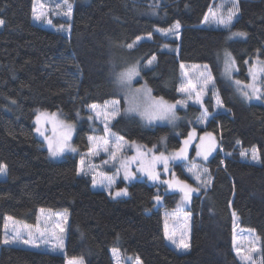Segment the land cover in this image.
Returning <instances> with one entry per match:
<instances>
[{"label":"trees","instance_id":"1","mask_svg":"<svg viewBox=\"0 0 264 264\" xmlns=\"http://www.w3.org/2000/svg\"><path fill=\"white\" fill-rule=\"evenodd\" d=\"M68 1L74 3L72 20L56 18L53 24L68 27L70 36L34 22L36 0H0V19L5 21L0 29V165H7L0 177V240L8 216L33 225L41 208L69 212L65 254L0 243V264H67L68 258L114 264L113 248L139 257L142 264H241L233 250L234 216L261 238L264 264V103H245L222 75L225 49L235 58L234 76L241 82L249 81L248 63L264 61V0H239L231 30L246 38L234 40L230 31L203 22L212 0ZM153 5H158L155 11ZM176 21L182 28L178 40L157 31ZM137 37L149 38L129 49ZM166 44L177 46L178 52L164 49ZM153 56L152 67H145ZM134 61L141 62L137 83L173 102L181 98V64L209 65L226 109L198 129L216 137L218 147L207 163L213 176L210 189L192 194L191 247L185 253L170 246L164 234L163 211L176 206L177 191L146 176L122 177L108 195L78 174L95 125L86 109L109 99H120L126 107L115 73ZM205 108L214 113L212 98ZM38 111H59L76 124V155L61 161L49 157L35 134ZM196 112L189 107L187 113L194 119ZM190 128L189 123L179 129L147 127L138 116L124 113L111 124L114 133L145 146L166 138L169 150L181 147ZM251 149L258 150L259 163L240 156ZM174 170L190 182L182 164ZM126 181L128 195L115 196ZM156 195L162 198L159 203Z\"/></svg>","mask_w":264,"mask_h":264},{"label":"snow or ice","instance_id":"2","mask_svg":"<svg viewBox=\"0 0 264 264\" xmlns=\"http://www.w3.org/2000/svg\"><path fill=\"white\" fill-rule=\"evenodd\" d=\"M239 0H232V8L228 10L227 15H223L220 11H213L209 8L208 13L205 14L203 18V22L205 24H215L218 27L222 26L225 29H230L232 26V22L234 17L239 12L238 6ZM64 5L67 8V11L63 13V15L67 17H71L72 14V6L67 3V0H64ZM44 5L41 4V8ZM60 5H57L59 8ZM158 5H153V10ZM60 14V13H57ZM34 18L36 20H45L48 25H52V20L47 18L46 13L40 11L39 13L35 12L34 9ZM5 23L3 19H0V26ZM54 27V26H53ZM181 25L179 21H176L175 24L165 30V29H157V31L162 32L165 35L179 34V29ZM66 30V29H64ZM246 34L243 32H233L229 39L235 37H244ZM141 38L137 37V41ZM129 49L133 47L132 44L127 46ZM155 56H153L150 60L147 61L148 65H151L155 60ZM247 63V61L245 62ZM181 68H184V65L181 64ZM204 68L206 71H202L198 73L199 79L196 82L188 76L187 72H184L183 75L185 77V82L181 83L180 87L177 91L188 98V100H192L194 103L199 104L202 108V112L200 117L198 118L199 122H204L209 117V112L207 108L203 107V96L207 94L206 90L209 85L213 88V95L216 98V106L223 107V101L215 91V82L214 77L211 75L208 66L205 65ZM236 70L235 59L231 56L230 53H225L224 58V70L222 75L227 77L232 83L237 86V90L240 92L241 96L250 101L253 98L260 99V93L262 90L256 87L255 82L257 81L258 76H264V61L257 60L252 67L249 68V74L251 76L252 83L242 84L241 81L231 80L232 72ZM140 76V71L138 65H132L125 70L115 73V83L122 94V98L126 102V107L124 109V115L138 116L141 120H143L146 124H152L158 120H166L170 123L174 122L178 117L176 116V107L177 105L186 106L187 100H178L175 103H168L164 100L163 97L154 98L152 96V90L148 88L146 85L134 88L133 81ZM245 89H249L250 91H245ZM109 106L111 110L109 111ZM89 111L93 113L96 119L100 120L103 125L104 135L100 137L90 136L88 140L90 142L88 151L85 155L88 156H99L101 153H106L109 157V160H104L102 163L104 165L112 162L117 175L123 170V178L125 180L131 181L136 178V173L131 171L132 167L135 166L137 172L141 173L143 176H146L150 181L154 183H159L166 185V190L170 189L172 191H178L181 193L180 205L183 206L187 204L193 192H198L199 188H192L191 185L187 184L186 181H182L179 178L161 180V171L158 169H162L163 173L167 174L170 171L169 165L170 162L176 161H188V149L191 146V141L195 138V130L189 134L188 139L183 141V146L180 147L177 151L172 153L171 155H165L164 152H157L153 149H147L146 151L142 150L139 146H136L134 142L128 144L129 147H135V154L130 157H125L122 155L125 144L128 143L124 140V137L116 136L115 133L111 132V128L109 127V122L111 120H115L118 116L121 115L120 110V100H111L105 101L103 107L101 108L97 104H92L89 106ZM78 115V114H77ZM89 120L93 119V116L88 117ZM36 124L37 127L35 131L44 137L45 141H47V147L49 153L52 157H59L65 154V152H76L77 149L72 147L70 141L72 139V133L74 131V125L66 124L63 121H60L57 118L56 113H47L40 112L36 116ZM48 124L52 125V131L55 134L57 129H59L58 137H49L45 135L46 126ZM206 137L211 138V133H205ZM163 140V138H162ZM239 144L240 142L237 141ZM216 151V142L214 138L210 139L207 144H205L204 138L201 137V143L196 146V156L202 157L203 160H207L208 157L212 154V152ZM230 155V154H229ZM241 157H247L248 152L242 151L240 152ZM260 157L258 154V150L254 149L251 154L252 161H259ZM80 167L78 169V174H85V160L82 157L80 160ZM90 170H92V166L90 165ZM7 165H0V174L6 175ZM186 171L194 177L197 183L201 184V187L206 186L203 182H201V174H208V169L204 168L202 170L198 169L195 164H192L191 167L186 168ZM97 174L101 177L97 179ZM92 176V184L94 187L96 186H104L108 189H111L112 185L115 183V179L113 176L107 175V173H97ZM174 175V174H173ZM210 183V181H209ZM113 193L109 191V195ZM127 189H119L115 192V196H125L127 195ZM153 199L159 203L161 201V197L156 195ZM178 206V207H179ZM40 212L43 213L44 209H40ZM233 215H235L233 213ZM52 219L51 216H45L43 223L44 227L40 226L41 222L38 221L35 226L20 224L13 217H6L4 223V235L0 243L4 245H14V244H26L32 247H39L35 243V239L33 238L32 228L35 227L36 238H42L47 240L48 236L51 235L55 237L59 242L57 245L53 246V250L62 249L63 242L56 237V231L58 230L60 233L65 231L63 225L61 223H55L49 225L48 222ZM59 219L66 221L67 217L60 216ZM11 222V227L8 222ZM184 223L180 226V234L179 238H177L176 230H169L167 221H165V238L169 240L172 244L176 245L177 248L182 250H187L190 247V244L187 241V224L188 217H183ZM27 232L29 239H22V234ZM259 237H255L253 234V239L249 242L250 247L247 249H242L239 246L235 248V252L239 260L242 264H255L254 254H258L261 252V248L258 246ZM235 243V239H234ZM114 264H121V256L119 249L113 248L111 250ZM125 259L131 260V257H126ZM68 264H83L82 258H74L68 262ZM136 264H142V261L139 260V257H136Z\"/></svg>","mask_w":264,"mask_h":264},{"label":"rangeland","instance_id":"3","mask_svg":"<svg viewBox=\"0 0 264 264\" xmlns=\"http://www.w3.org/2000/svg\"><path fill=\"white\" fill-rule=\"evenodd\" d=\"M67 3L72 6V14H71V17H67V16L63 15V13L67 11V8L64 5V0H36L35 12L36 13H39L40 11L45 12L47 18H49V19L52 20V25H48L45 22V20H36L35 18H34V22L36 24H38V25H41V26L46 27V28H49V29H56V30H60V31L66 32L70 36L71 33H70L68 27H56L53 24V19H56V18L63 19L66 22H70L72 20L73 12H74V3H71L68 0H67ZM41 4L44 5L43 8H41ZM58 4L60 5L59 8H57V5ZM230 8H232V0H212V7H211V9L213 11H220L223 15L226 16L227 13H228V10ZM57 13H60V14H57ZM238 15H239V12L234 17L233 22H232V26H233L234 22L236 21V19L238 18ZM205 25L207 27L218 28V29H225L222 26L218 27L215 24H205ZM232 26H231V28H232ZM1 28H2V26H0V29ZM231 28L230 29H225V30L230 31L229 32V37L231 36V33L237 32V31H232ZM64 29H66V30H64ZM181 29L182 28L180 27L179 34L178 35H174V34L165 35L163 33L162 34L164 35V37L167 40H178V38H180V35H181ZM148 38L149 37H141V39L139 41H137V40L134 41L132 43V45H133L132 48L136 47L140 41H142L144 39H148ZM245 38H246V35L244 37H235V38H232L230 40H234V39H245ZM164 49L178 52V47L177 46H174V45H170V44L164 45ZM226 52L227 53H230L231 56L234 58L233 54L228 49H225L222 52L223 70H224V58H225V53ZM257 60L263 61V60H261L259 58H255L251 63H248L249 81L248 82H242V84L252 83L251 76L249 74V68L252 67V65ZM153 62H152L151 65H148L147 67H152ZM132 65H138L139 71L141 70V62L140 61L131 62L126 68H128V67H130ZM205 65H207V64H187V65H184V68L182 69V80H181V83L185 82V77L183 75L184 72H187L188 73V76L193 80V82H196L199 79L198 73L199 72H202V71H206V69L204 68ZM235 65H236V70H234L232 72V76H231V80L232 81L237 80V78L234 76L236 73H238V68H237L236 61H235ZM207 66H208V69L207 70H210V72H211V69H210L209 65H207ZM126 68H124L123 70H125ZM123 70H121V71H123ZM121 71H119V72H121ZM211 75L214 77V75L212 74V72H211ZM140 76H141V73H140ZM140 76H138L133 81V87L134 88H139V87H142V86H145L146 85L145 83H137L140 80ZM225 78H226V80L229 83H231V85L233 86L235 92L238 94V96L245 103H247V104H251V103H264V81L262 79V76H258L257 81L255 82L256 87H258V88H260L262 90V92L260 93L261 98L260 99L253 98L250 101L245 100L241 96L240 92L237 90V86L234 83H232L227 77H225ZM214 82H215V91L217 92V94L221 98L220 93H219L218 88H217V85H216L215 78H214ZM181 83H180V85H181ZM180 85H179V87H180ZM213 91L214 90H213L212 86L209 85L208 88H207V90H206L207 94L203 96V107L205 108V101L207 99H209V98H212L213 99V105H214V113H212V114L209 113L210 115H209L208 119L205 120L202 123L198 121V118L200 117L201 112H202L201 106L199 104L194 103L192 100H188V98L186 96H184L183 94H181V93H180L181 94V98L179 100H187V105L186 106L177 105L175 111H176V116L178 117V119H176L174 122L170 123V122H168L166 120H158V121L153 122L152 124H146L143 120H141L138 117L139 120H140V122H141V124L143 126H147V127L162 125V126H168V127L172 128V129H179L181 125H184V124H188L189 123L191 125V128L188 131L187 136H185V137L182 138V145H181V147L183 146V141H185L186 139H188L189 134L192 133L193 130H195V138L191 141V146L188 149V161H176L174 163L173 162H170V165H169L170 171L167 174L163 173L162 169H158L159 171H161V177H160L161 180H168V179L179 178V176L177 175V173L174 170V165H176V164H182L184 173L190 179V182H187L186 181L187 184L191 185L192 188H199V191L198 192L203 191V190L208 191L210 189L211 184L213 182V176H212V173H211L209 167L207 166V163L213 158V156L215 155V153L217 151L218 139L216 137H214L213 135H212L211 138L206 137L205 136V133H210V132L209 131H199L198 129H201V128L202 129H205L206 126L208 125L209 121L213 118L214 114H216L218 112L226 111L224 105H223V107H217L216 106V98L213 95ZM245 91H250V90L249 89H245ZM152 96L154 98H159V97H156L155 95H153V93H152ZM111 100H120V99H109L107 101H111ZM221 100H222V98H221ZM165 101H167V100H165ZM167 102L168 103H175L176 101H174V102L173 101H167ZM97 105L102 108L103 105H104V103L97 104ZM125 106H127L126 103H125ZM189 107H194L197 110V112H196L197 115H196V117L194 119H192L188 115V113H187ZM124 109H125V107L122 106V101L120 100L121 115L124 113ZM86 110H87L89 116H93V119H91V120L95 123V125H93V130L94 131L92 132V134H89L88 137H90V136H95V137L103 136L104 135V132H103V125H102V123L100 122V120H98V119L95 118V116L93 115L92 112L89 111V107H87ZM110 110H111V108L109 106V111ZM181 110H182V112H181ZM40 112H47L49 114L56 113L57 114V118L60 121H63L66 124L74 125V131L72 133V139L70 141V144H71L72 147L76 148L74 146V143H73V139H74L75 132H76V124L73 123V122H71V121L66 120L59 111H53V112H50V111H38L37 114H36V116ZM36 116H35V125L37 127V124H36ZM120 116H118L116 119H118ZM115 120H111L109 122V127L110 128H111V124ZM36 127H35V129H36ZM46 129H47L45 131V135L46 136H49V137H54V136L55 137H58L59 136V131L60 130L57 129L56 133L54 134L53 131H52V125L51 124H48L46 126ZM111 132L114 133L112 131V129H111ZM35 134H36V136H37L38 139H40L41 141L44 142V146L48 150L47 141H45L44 137L41 136V135H39L36 131H35ZM116 136L123 137V136H121L119 134H116ZM201 137L204 138L205 144H207L209 142V140L212 139V138H214V140L216 142V151L212 152V154L208 157L207 160H203L202 157L196 156V146L201 143ZM124 140L126 142H128V143L125 144V147L123 149L122 155H124L125 157H130V156H132V155L135 154V147H129L128 144H130L132 142L129 141L128 139H126L125 137H124ZM88 143L90 145L89 140H88ZM134 144L136 146H139L144 151H146L147 149H153V146L152 147H149V146H145V145H142V144H139V143H136V142H134ZM154 146H155V149L154 150L157 152V154L159 152H164L165 155H171L172 153H174L175 151L178 150V149L169 150L167 148V139L166 138H163V140H161L158 144H155ZM253 150L254 149L246 150L248 152V156L247 157H243V159L248 160V161L253 162V163H259L260 162V159H259V161H252L251 160V154H252V151ZM48 153H49V150H48ZM77 153H78V151H76V152H65L64 155L59 156V157H52L50 155V153H49V157L53 161H61L67 155H76ZM86 153H84L83 155H81L80 160H81L82 157L84 158V160H85L84 168H85V172H87L88 174L87 175L81 174V175L87 176V177L91 178V180H92V176L94 174H97V173H107V175L113 176L114 179H115V183L112 185L111 189H108V188H106L104 186H96V187L93 186L95 190L104 191L108 195H109V191H111L113 193L114 189L117 188V186L121 182V179L123 177V170H121L120 173L117 175V173L115 171V168H114L112 162H109V164L104 165L102 163V161L109 160V157H108V155L106 153H101L99 156H95V157L85 155ZM192 164H195L197 166V168L200 169V170H202L204 168H207L208 169V174H203V173L201 174V182H203L206 186L201 187V184L200 183H197L195 181L194 177H192L191 174H189L186 171V168L191 167ZM90 165L92 166V170H90V167H89ZM131 171H133V172L136 173V179H138V178H140V177L143 176L141 173L137 172V169H136L135 166H134V169H131ZM2 175L3 174H0V177H2ZM100 178L101 177L97 174V179H100ZM182 181H185V180H182ZM209 181H210V183H209ZM126 182H127L126 185H122L117 190L126 188L127 189V193H129V188H128V183L129 182L128 181H126ZM193 193H196V192H193ZM127 195H125V196H127ZM181 195L182 194L177 191L176 206L174 208H171V209L168 208V209H165L163 211L164 228H165V221H167L169 230L175 229L176 230L177 238H179L180 226L184 223L183 217L187 216L188 217L187 241H188V243L190 244V247H191L192 218H193V215L188 211V208L191 205L192 195H191L190 201L187 204H185L183 206H179L180 205V200H181ZM117 197H122V196H117ZM41 209H44V212L41 213L40 212V209H39L38 216H37V222L38 221L41 222L40 226L42 228L45 226L44 223H43V220H44V217L45 216H51L52 217V219L48 222L49 225H52V224H55V223H61L63 225L65 231L63 233H60L57 230L56 231V234H55L56 237H59V239L62 240V242H63V248L62 249H57L55 251L53 250V246L54 245H57L59 241L55 237H52L51 235L48 236L47 240L42 239V238H36L35 227L32 228L33 238L35 239V243L37 245H39V247H32L30 245H26V244H22V243L14 244V245H11V246L22 247V248H31V249H34V250L35 249H40L42 251H47V252L56 253V254H65V247H66V241H67V232H68V224H69V212L68 211H65V210H63V211H54V210L45 209V208H41ZM65 215L67 217V220L66 221L59 219L60 216H65ZM233 220H234L233 250L235 252V248L237 246H239L242 249H247L248 247L251 246L249 242L253 239V234H254L255 237H259V235L256 233V231H254L252 229L242 227L241 224H240V221L238 220V218L236 216H234ZM16 221H18L20 224L31 225V224H28V223H25V222H22V221H19V220H16ZM37 222L35 224L31 225V226H35L37 224ZM8 223H9V225L11 227V222L9 221ZM22 239H24V240L29 239V236L27 235V232H25V233L22 234ZM234 239H235V243H234ZM167 243L170 246H172L173 248H175L180 253H185V252H188L190 250V247L187 250L179 249V248L176 247V245L172 244L169 240H167ZM258 246L261 248V252L258 253V254H254L255 264H263L262 243H261V238L260 237H259ZM119 252H120V256H121V264H136V258L135 257H133L132 255H124L121 250H119ZM126 257H131L132 259L131 260L125 259ZM72 259H74V258H68L67 259V264ZM113 260H114V258H113ZM240 263L242 264L241 261H240ZM83 264H84V261H83Z\"/></svg>","mask_w":264,"mask_h":264},{"label":"water","instance_id":"4","mask_svg":"<svg viewBox=\"0 0 264 264\" xmlns=\"http://www.w3.org/2000/svg\"><path fill=\"white\" fill-rule=\"evenodd\" d=\"M35 250L39 251V249H35Z\"/></svg>","mask_w":264,"mask_h":264}]
</instances>
